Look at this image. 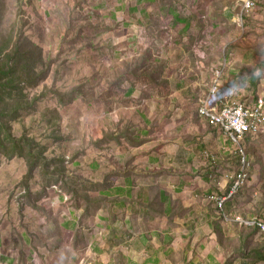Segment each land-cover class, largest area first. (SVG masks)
Segmentation results:
<instances>
[{
    "label": "rangeland",
    "instance_id": "rangeland-1",
    "mask_svg": "<svg viewBox=\"0 0 264 264\" xmlns=\"http://www.w3.org/2000/svg\"><path fill=\"white\" fill-rule=\"evenodd\" d=\"M169 77L181 111L216 79L227 98L264 95V0L247 12L241 0H0V264H124L120 239L104 241L105 223L76 220L75 208L123 169L132 142L120 133L153 122L143 114L161 111ZM245 152L249 182L233 202L264 220V129ZM253 233L240 247L219 235L218 264L257 251L264 264Z\"/></svg>",
    "mask_w": 264,
    "mask_h": 264
},
{
    "label": "crops",
    "instance_id": "crops-1",
    "mask_svg": "<svg viewBox=\"0 0 264 264\" xmlns=\"http://www.w3.org/2000/svg\"><path fill=\"white\" fill-rule=\"evenodd\" d=\"M171 18L182 25L180 31L188 30L185 18ZM167 80L169 93L154 100L162 105L161 111L153 118L139 112L153 122L145 120L146 126L131 135L119 132L132 142L129 148L132 153L123 169L109 175L107 183L96 184L95 201L86 204L85 211L76 207L79 211L74 218L89 219L93 228H101L105 223L100 238H108L104 241L110 244L111 239H120L124 264H180L179 256L189 260L188 264H218L215 258L221 250L220 242L226 241L224 238H235L240 247L253 232L257 237L264 235L260 236L255 227L222 219L213 203L206 199L210 193L226 192L227 182L218 178L236 165V158L230 154L228 140L218 128L209 125L195 109L181 111L182 94L175 92L180 81L170 77ZM125 149L119 147V151ZM203 152L215 159L204 157ZM233 200L234 197L224 202L223 212L231 217L255 216L241 214ZM105 208L109 210L107 217L101 214ZM219 235L223 238L220 242ZM251 255L253 260H243L241 264H254L262 259L258 251L243 253L244 258Z\"/></svg>",
    "mask_w": 264,
    "mask_h": 264
},
{
    "label": "built area",
    "instance_id": "built-area-1",
    "mask_svg": "<svg viewBox=\"0 0 264 264\" xmlns=\"http://www.w3.org/2000/svg\"><path fill=\"white\" fill-rule=\"evenodd\" d=\"M255 3L256 0H241V9L243 12L250 11ZM218 89L219 79H216L208 91L198 98L195 110L209 125L221 131L230 145V154L236 158V165L224 171L218 178L227 182L226 192L221 195L210 193L206 196L226 220L229 218L222 211L224 202L233 198L249 182L252 160L245 152V138L264 129V95L246 101L219 98L216 97ZM203 155L211 160L215 159L208 152H203ZM231 220L243 226H253L258 229L259 234L264 235V220L257 216L244 218L236 215Z\"/></svg>",
    "mask_w": 264,
    "mask_h": 264
},
{
    "label": "trees",
    "instance_id": "trees-1",
    "mask_svg": "<svg viewBox=\"0 0 264 264\" xmlns=\"http://www.w3.org/2000/svg\"><path fill=\"white\" fill-rule=\"evenodd\" d=\"M18 50L16 49V52H17ZM23 60H22V62H26V59H25V57L23 56V58H22ZM232 85V84H231ZM2 86H6V85H2ZM223 88V87H222ZM222 88H220L219 87V89H218V91H217V93H216V96L217 97H219V98H227L226 96H222V94H223V91H225L224 90V88L222 89ZM127 93H130L131 92V89H128L127 91H126ZM6 134H7V138H13V137H11L10 136V134H9V132L8 131H6ZM248 136V135H247ZM4 142H6V136L4 137Z\"/></svg>",
    "mask_w": 264,
    "mask_h": 264
}]
</instances>
